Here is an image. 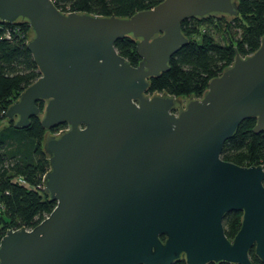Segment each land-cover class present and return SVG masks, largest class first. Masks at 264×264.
Masks as SVG:
<instances>
[{"label":"water","instance_id":"95a60500","mask_svg":"<svg viewBox=\"0 0 264 264\" xmlns=\"http://www.w3.org/2000/svg\"><path fill=\"white\" fill-rule=\"evenodd\" d=\"M237 14L236 0H162L127 18L0 0V21H28L40 73L5 117L14 128L34 116L45 130L66 124L42 144L43 190L55 206L32 229L5 232L0 264H252L251 248L264 263V168L220 156L243 120L264 130V35L200 97L147 93L188 43L182 20ZM126 36L136 66L115 48ZM231 211L242 217L228 238Z\"/></svg>","mask_w":264,"mask_h":264},{"label":"trees","instance_id":"16d2710c","mask_svg":"<svg viewBox=\"0 0 264 264\" xmlns=\"http://www.w3.org/2000/svg\"><path fill=\"white\" fill-rule=\"evenodd\" d=\"M161 1L52 0L63 12L77 11L120 18L151 9ZM236 9V16L212 15L182 20L180 27L188 43L170 58L168 70L149 78L147 93L165 92L178 98L200 97L209 80L232 64L236 53L242 57L252 54L264 35V0H236ZM211 30L222 34V43L214 39ZM31 36L27 20L0 21V120L5 118L7 107L19 93L40 76L27 49ZM114 45L118 54L131 65L138 64L140 58L134 39L126 36ZM37 105L42 107V102H37ZM255 122L252 117L240 122L232 136L224 142L220 154L223 160L239 166L260 164L264 168V130L254 133ZM46 134L47 130L41 126L37 116L31 117L25 128H14L12 121L0 127V239L11 228L32 229L55 206L42 188L43 175L49 169L48 155L42 147ZM18 178L27 186L20 184ZM241 217L240 211L225 214L223 227L228 238L237 233ZM249 256L252 264H264L254 255L253 248ZM173 264L185 262L181 259Z\"/></svg>","mask_w":264,"mask_h":264},{"label":"rangeland","instance_id":"374dc122","mask_svg":"<svg viewBox=\"0 0 264 264\" xmlns=\"http://www.w3.org/2000/svg\"><path fill=\"white\" fill-rule=\"evenodd\" d=\"M211 33L213 34V36H214V39L216 40V41H218L219 43H222L223 42V37H222V34L220 33V32H216V31H214V30H211ZM8 124V120H7V118L5 117V118H2L1 120H0V127H3V126H5V125H7ZM17 228H20V227H17ZM13 229V228H12ZM13 230H15V229H13Z\"/></svg>","mask_w":264,"mask_h":264},{"label":"flooded vegetation","instance_id":"af4514ba","mask_svg":"<svg viewBox=\"0 0 264 264\" xmlns=\"http://www.w3.org/2000/svg\"><path fill=\"white\" fill-rule=\"evenodd\" d=\"M66 127V124H59V125H56V126H54L53 128H51V129H49V130H47V134L48 133H55V130H56V132L57 131H59L60 129H63V128H65Z\"/></svg>","mask_w":264,"mask_h":264},{"label":"built area","instance_id":"2783aa9c","mask_svg":"<svg viewBox=\"0 0 264 264\" xmlns=\"http://www.w3.org/2000/svg\"><path fill=\"white\" fill-rule=\"evenodd\" d=\"M52 1V0H51ZM8 35V34H7ZM17 181L20 183V184H23V185H26V183L23 182V180L21 178H18ZM27 186V185H26ZM42 188H43V185H42ZM25 228V227H24ZM12 229V228H11ZM13 229H18V228H13ZM12 229V230H13ZM27 229V228H25Z\"/></svg>","mask_w":264,"mask_h":264}]
</instances>
